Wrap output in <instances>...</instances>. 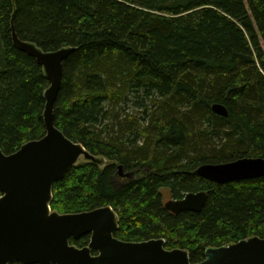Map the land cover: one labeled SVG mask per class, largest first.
<instances>
[{"label":"trees","instance_id":"16d2710c","mask_svg":"<svg viewBox=\"0 0 264 264\" xmlns=\"http://www.w3.org/2000/svg\"><path fill=\"white\" fill-rule=\"evenodd\" d=\"M13 27L46 52L75 49L55 125L97 161L79 162L54 185L53 212L111 207L117 239L164 240L192 264L210 248L264 239V178L219 185L196 174L206 164L264 159V0H0L6 155L46 136L50 86L15 46ZM217 104L227 118L213 112ZM120 166L134 177H120ZM163 189L175 200L206 192L208 201L200 213L173 215Z\"/></svg>","mask_w":264,"mask_h":264},{"label":"water","instance_id":"95a60500","mask_svg":"<svg viewBox=\"0 0 264 264\" xmlns=\"http://www.w3.org/2000/svg\"><path fill=\"white\" fill-rule=\"evenodd\" d=\"M13 42L44 68L50 86L45 93L46 136L11 155L0 150V264H192L187 251L166 250L164 240L129 243L117 239L119 222L111 207L70 215L52 211L54 185L82 158L97 161L55 125L54 105L62 86L64 62L75 49L46 52L18 38L14 27ZM213 112L224 118L229 115L220 104L213 106ZM123 172L120 166L121 177H134V173ZM196 174L219 185L256 180L264 178V159L206 164ZM207 201L206 192L189 193L182 200L165 203L164 208L173 215L200 213ZM85 235L91 236L87 247L79 249L71 244V239ZM199 264H264V239L255 237L210 248Z\"/></svg>","mask_w":264,"mask_h":264},{"label":"rangeland","instance_id":"374dc122","mask_svg":"<svg viewBox=\"0 0 264 264\" xmlns=\"http://www.w3.org/2000/svg\"><path fill=\"white\" fill-rule=\"evenodd\" d=\"M261 45H262V47H263V49H264V41H263L262 39H261ZM82 161H85V160L82 158V159L80 160V162H82ZM105 164H106V162H103V165H105ZM123 173H124V175H125V174H127V173H129V172L124 171ZM162 195H163V200H162V201H163V204L175 200V199L173 198L171 192H170L169 190H167V189H163V190H162ZM115 213H116V212H115ZM117 218H118V222H119V216H118V215H117Z\"/></svg>","mask_w":264,"mask_h":264},{"label":"flooded vegetation","instance_id":"af4514ba","mask_svg":"<svg viewBox=\"0 0 264 264\" xmlns=\"http://www.w3.org/2000/svg\"><path fill=\"white\" fill-rule=\"evenodd\" d=\"M126 175V174H125ZM121 177V176H120ZM124 179H126V177H124ZM72 240V239H71ZM95 256V255H94Z\"/></svg>","mask_w":264,"mask_h":264}]
</instances>
